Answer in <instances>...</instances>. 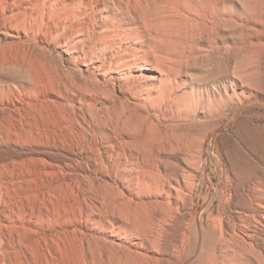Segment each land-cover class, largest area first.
<instances>
[{
  "label": "bare ground",
  "instance_id": "1",
  "mask_svg": "<svg viewBox=\"0 0 264 264\" xmlns=\"http://www.w3.org/2000/svg\"><path fill=\"white\" fill-rule=\"evenodd\" d=\"M0 39V264H264V0H0Z\"/></svg>",
  "mask_w": 264,
  "mask_h": 264
},
{
  "label": "rangeland",
  "instance_id": "2",
  "mask_svg": "<svg viewBox=\"0 0 264 264\" xmlns=\"http://www.w3.org/2000/svg\"><path fill=\"white\" fill-rule=\"evenodd\" d=\"M7 44L9 45L10 43L9 42H5L4 39H0V47L7 46ZM48 51L51 52L53 50H48ZM53 59H54L53 57H52V59L51 58L47 59L48 63L51 64L52 67L54 65L55 66L57 65L56 58H55V60H53ZM50 60H52L53 62L51 61L52 62L51 63ZM66 66H67V68H70V65L68 63H66ZM71 72H72V70H71ZM220 135H221V133H216L214 135V137H213V142L214 143L220 137ZM216 158H217V155L215 154L214 148L212 149V152L210 151L209 155H205L204 170H203L202 176L200 177L199 182H198V184L202 187V190L197 193L195 211H197V210L201 211L204 208L205 203L207 201V196L213 190L211 186L218 184L219 167L216 164ZM215 189L213 191L216 192Z\"/></svg>",
  "mask_w": 264,
  "mask_h": 264
}]
</instances>
